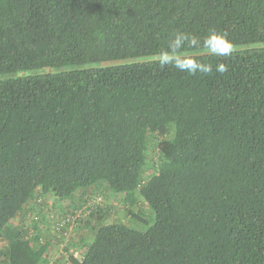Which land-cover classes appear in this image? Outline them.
Segmentation results:
<instances>
[{
    "label": "trees",
    "instance_id": "trees-1",
    "mask_svg": "<svg viewBox=\"0 0 264 264\" xmlns=\"http://www.w3.org/2000/svg\"><path fill=\"white\" fill-rule=\"evenodd\" d=\"M177 33L212 71L161 62ZM105 192L131 222L89 205L65 264H264V0H0V264H50L34 210Z\"/></svg>",
    "mask_w": 264,
    "mask_h": 264
},
{
    "label": "rangeland",
    "instance_id": "rangeland-1",
    "mask_svg": "<svg viewBox=\"0 0 264 264\" xmlns=\"http://www.w3.org/2000/svg\"><path fill=\"white\" fill-rule=\"evenodd\" d=\"M94 195H98L97 197H101V200L98 203H94L93 200L95 199ZM49 204L54 205V199H51L48 201ZM95 206H89L93 204ZM66 204V203H65ZM65 204H57V211L55 209H52L50 207L49 214L50 220H52V223H50V220L48 223H45L42 221V215L41 212L34 210L33 213L34 218H29V220L32 222V225L30 222L27 223L28 227H36L41 228L39 233H41V236L43 238V241H50L51 243V249L49 250V257H50V264H65V261L68 255V251H66V248L68 250L73 251L77 250L79 247L78 245H72L73 241L74 243L79 240V238L85 236L88 240H90L93 237V226H95L94 222H92L91 214L87 211V207H91V209L97 208V205H101L103 209L111 210L114 208L119 209L118 214H113L111 217V220H118L121 219L123 222H131L130 218V208H127L123 205V203L118 200V198L113 193H101V194H94L93 197L90 200V202L84 206H82L80 209H77L75 211V215L72 216L69 211L73 210V208L70 206H66ZM66 206V207H65ZM139 206L141 209H144V204H137L136 207H133L131 210L136 212L139 209ZM64 209L67 210L66 213H64ZM45 210V207H44ZM46 211V210H45ZM97 209L95 210V212ZM146 211V210H144ZM47 213V212H45ZM66 215V216H65ZM56 216V217H55ZM79 219H85L91 221L90 225H81L79 224ZM62 222L63 225L66 227L65 232H61L57 230L58 224ZM18 220H13L10 222V225L13 227H16L18 225ZM38 234V233H37ZM35 237V236H34ZM3 246V243H0V247Z\"/></svg>",
    "mask_w": 264,
    "mask_h": 264
},
{
    "label": "clouds",
    "instance_id": "clouds-1",
    "mask_svg": "<svg viewBox=\"0 0 264 264\" xmlns=\"http://www.w3.org/2000/svg\"><path fill=\"white\" fill-rule=\"evenodd\" d=\"M188 39L189 38L183 33L175 34V38L169 43L168 50L161 53V62L168 63L175 58V67L181 71L191 72L192 74H195L197 71L203 73L212 71L209 65L199 64L192 59L179 57V51L184 42ZM194 39L195 38H193V40ZM205 44L217 55H228L232 50V44L228 40L227 34L215 30L210 31L209 38L205 41ZM216 71L223 74L227 71V67L225 64L219 63L216 66Z\"/></svg>",
    "mask_w": 264,
    "mask_h": 264
},
{
    "label": "built area",
    "instance_id": "built-area-1",
    "mask_svg": "<svg viewBox=\"0 0 264 264\" xmlns=\"http://www.w3.org/2000/svg\"><path fill=\"white\" fill-rule=\"evenodd\" d=\"M101 200V197H97L93 200L94 203H98ZM94 203L91 204L90 206H94Z\"/></svg>",
    "mask_w": 264,
    "mask_h": 264
}]
</instances>
